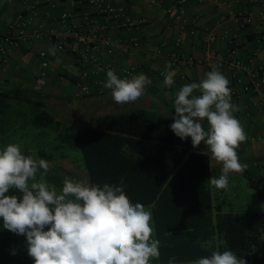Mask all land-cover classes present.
Wrapping results in <instances>:
<instances>
[{"label": "trees", "instance_id": "16d2710c", "mask_svg": "<svg viewBox=\"0 0 264 264\" xmlns=\"http://www.w3.org/2000/svg\"><path fill=\"white\" fill-rule=\"evenodd\" d=\"M45 99L36 88L0 76V149L36 141L21 150L53 162L77 148L88 183L120 185L132 203L151 207L161 246L159 259L150 264H167L173 256L188 263L213 250H232L247 264H264V212L246 213L243 221L222 212L208 182L215 172L207 147L193 148L191 138L177 137L169 127L172 118L136 110L111 116L104 130L66 126L46 110ZM46 179L62 188L63 177L52 168ZM29 258L26 237L4 229L0 219V264H25Z\"/></svg>", "mask_w": 264, "mask_h": 264}, {"label": "clouds", "instance_id": "9594fccd", "mask_svg": "<svg viewBox=\"0 0 264 264\" xmlns=\"http://www.w3.org/2000/svg\"><path fill=\"white\" fill-rule=\"evenodd\" d=\"M48 51L55 55L57 46ZM165 67L171 69V62ZM161 75L165 87L175 84L173 71ZM106 77L103 87L111 90L117 104L136 102L151 84L143 73L125 79L111 68ZM229 85L218 66L212 65L205 78L176 92L175 115L169 126L182 141L191 138L193 148L205 144L212 157L222 163L220 176L208 180L217 189L228 187L230 173L247 168L237 149L248 137L235 115L241 108L232 103ZM49 172L47 160L25 154L19 144L9 143L0 149V219L4 229L26 237L33 264H150L153 258L159 259L161 244L153 238L152 212L142 203H132L122 186H101L64 176L58 190L47 181ZM167 264L183 262L173 256ZM189 264L247 261L232 250H213Z\"/></svg>", "mask_w": 264, "mask_h": 264}, {"label": "crops", "instance_id": "0c3cea01", "mask_svg": "<svg viewBox=\"0 0 264 264\" xmlns=\"http://www.w3.org/2000/svg\"><path fill=\"white\" fill-rule=\"evenodd\" d=\"M0 0V33H5L12 24L15 15L22 11L24 4L21 1ZM37 8L38 20L47 22L48 27H54L49 20L62 12L73 9V1L57 0L55 8L47 4V0H28ZM104 3L126 4L132 20L146 18L143 26L131 32L112 29L107 33L113 38L136 39L139 47L129 57L118 55L113 60V69L120 78L122 70L133 66V75L145 74L151 84L147 85L145 94L134 103L117 104L111 96V90L101 97L75 98L74 80L78 76L79 69L74 59L66 54L56 52L49 53L52 43L41 38L38 41L25 45L22 49L11 50L8 61L0 64V76L34 87L45 95V108L58 121L66 126L81 125L94 130H104L111 116L131 113L136 110H146L158 115L172 118L175 115L174 99L176 92L185 84L199 82L205 78L211 66L216 65L217 58H226L231 49L241 59L247 60L251 52L250 42L257 34L264 36V22L258 16L264 12V0H223L224 8L213 3L203 4L190 3L187 6V30L184 43L180 50L195 57L200 63L193 67H182L178 70H169L175 73V84L171 87L163 85L164 77H156L166 56L175 51L172 46H162L165 39H172L174 30L169 27V21L163 19L157 9L146 6V0H102ZM90 11L93 9L90 7ZM238 13H246L252 16L250 25H242L235 16ZM222 20H224L222 22ZM226 30L232 37L229 40L220 39L222 32ZM208 32L216 35L217 41L213 45V51L217 58L205 59L201 49L200 37ZM46 50L49 53V65L46 70H41L38 53ZM158 53V54H157ZM228 79L229 70L219 68ZM132 75V76H133ZM230 81V80H229ZM231 83V82H230ZM230 87V86H229ZM236 88L240 85L236 84ZM199 95V92L196 93ZM245 104L250 111L249 118L243 121L247 140L240 144L237 149L238 158L247 168L243 171L251 179L257 182L256 189L258 199L256 209H264V170L254 167L253 163L264 156V142L255 139L264 137V88L258 94L247 95ZM204 128L207 130L208 123L205 119ZM206 146L205 144H203ZM207 147V146H206ZM210 167L217 173L221 172L222 163L217 162L207 147ZM242 173H230L232 177H242ZM218 178V176H217ZM213 198L221 203L222 212H232L239 217L246 213L254 212L248 208L234 209L225 199V189H219L216 195V187L210 184ZM264 212V211H263Z\"/></svg>", "mask_w": 264, "mask_h": 264}, {"label": "built area", "instance_id": "2783aa9c", "mask_svg": "<svg viewBox=\"0 0 264 264\" xmlns=\"http://www.w3.org/2000/svg\"><path fill=\"white\" fill-rule=\"evenodd\" d=\"M21 1L24 4L22 11L15 15L12 24L5 33H0V64L8 61L11 50H18L30 45L39 39L46 38L52 45L57 46L58 53L66 54L74 59L79 69L78 76L74 80L75 98L101 97L106 89V72L113 69V60L116 56L129 57L139 47L136 39L113 38L107 33L112 29L131 32L146 24V18L132 20L129 7L126 4L104 3L102 0H71L73 9L62 12L49 20L54 27H48L47 22L38 20L37 8L28 0ZM51 9L55 8L57 0H47ZM213 3L224 8L226 1L223 0H146V6L157 9L161 17L169 21V27L174 30L172 39H165L162 46H172L175 51L166 56L156 77H164L161 73L169 70H178L182 67H193L200 63L195 57L180 50L184 43L187 30V6L190 3L203 4ZM93 11H90L89 8ZM242 25H250L252 16L246 13H238L235 16ZM258 18L264 22V12ZM224 20H222L223 22ZM216 35L205 32L200 37L201 49L205 59L217 58L213 51V45L217 41ZM229 40L232 37L224 30L219 37ZM251 52L247 60L237 56L236 51L231 49L226 58H217L218 68L229 70L232 103L239 105L241 111L235 113L241 121L249 118L250 111L245 104L247 95L258 94L264 88V36L257 34L250 42ZM158 54V53H157ZM41 70H46L49 65V53L44 50L38 53ZM167 62H171L172 68L166 69ZM135 72L133 66L122 70V77L131 79ZM240 87L236 88L235 85ZM263 143L264 137L255 139ZM254 167L264 170V156L253 163Z\"/></svg>", "mask_w": 264, "mask_h": 264}, {"label": "rangeland", "instance_id": "374dc122", "mask_svg": "<svg viewBox=\"0 0 264 264\" xmlns=\"http://www.w3.org/2000/svg\"><path fill=\"white\" fill-rule=\"evenodd\" d=\"M47 91V89H43V95ZM45 96V95H44ZM36 141H29V143H24L23 141L17 142V144L20 145L21 148L23 147H33L36 146ZM50 163V168L54 170V174L59 175V176H68L69 178L76 180V181H84L87 182L85 170H84V164L83 160L81 157V153L77 148H74L70 151H68V155L65 159H58ZM70 174L75 176V179L70 176ZM221 172L217 173V176L219 177ZM216 175V173H215ZM216 176V177H217ZM59 190V189H58ZM216 188V195L219 193L217 192ZM224 190V189H223ZM225 199L227 202L230 203V206L234 209H241V208H248L251 211L254 212H263L264 209H256L257 202L256 200L258 199V193L256 189L251 188L249 186V182L247 178L244 175L241 177H231L229 175V185L225 189ZM261 194V193H259ZM146 210L151 211V207L146 206ZM243 217H240L243 221ZM153 226V222H152ZM154 228V226H153ZM153 238H156L155 236V231L153 232ZM152 260H155L153 258ZM25 264H33V258H29L28 261H26ZM183 264H189L188 263H183Z\"/></svg>", "mask_w": 264, "mask_h": 264}]
</instances>
